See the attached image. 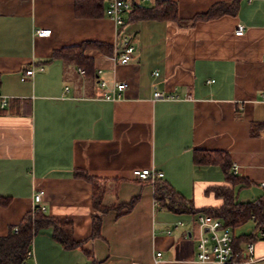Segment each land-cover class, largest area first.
I'll return each mask as SVG.
<instances>
[{
	"label": "crops",
	"instance_id": "obj_1",
	"mask_svg": "<svg viewBox=\"0 0 264 264\" xmlns=\"http://www.w3.org/2000/svg\"><path fill=\"white\" fill-rule=\"evenodd\" d=\"M171 1L179 22L127 25L123 35L135 47L130 61L87 49L94 75H86L52 59L53 51L99 42L124 52L113 20L77 18L75 0H0V236L21 223L42 191L45 213L71 221V237L80 243L65 248L54 228L44 227L28 264H153L157 253L160 264H202L199 216L161 208L152 182L134 175L163 172L161 180L196 208L219 207L222 201L206 190L227 185L222 168L196 165L195 149L228 152L234 174L244 178L235 186L245 193L239 201L264 195V0H239L236 13L195 25V15L233 0ZM238 25L243 35H236ZM38 29L51 34L38 36ZM39 66L44 70L22 80ZM124 82L119 99H106ZM156 91L165 98L154 99ZM77 169L107 179L104 204L126 210L134 203L128 213L105 215L97 235L92 185L75 176ZM252 222L236 235L251 233ZM256 255L264 256V240L256 241Z\"/></svg>",
	"mask_w": 264,
	"mask_h": 264
},
{
	"label": "trees",
	"instance_id": "obj_2",
	"mask_svg": "<svg viewBox=\"0 0 264 264\" xmlns=\"http://www.w3.org/2000/svg\"><path fill=\"white\" fill-rule=\"evenodd\" d=\"M106 9L105 0H75V16L77 18H99L106 14ZM238 9L239 0L216 4L206 13L195 15L191 20V25H195L201 20L218 17L224 13L234 14ZM124 19L125 23L119 28L118 35L123 34L127 25L143 20L180 21L178 5L171 0H157L151 5L136 4L130 1V8L125 13ZM87 49H100L107 54L113 53L110 45L99 42H83L80 45L63 47L53 51L52 59H63L65 62L83 69L86 75H94L93 61L85 56ZM193 161L196 165H218L222 168L227 185L211 186L206 190L208 195L212 193L222 201V204L214 208H196L193 200L184 197L169 183L156 179L152 184L154 186V197L158 205L176 213L202 215L209 220L221 221L224 228L231 230L237 247L242 242L259 240L257 238L258 230L264 226V195L252 201L242 202L238 200L235 186L243 183L244 178L234 174L230 156L226 151L195 149ZM74 174L77 178L84 179L92 185L94 235L99 234L102 219L105 215L115 211L118 213L117 216H120L128 213L133 207V202L127 205L126 210H123L121 205L110 206L103 203L106 178L90 175L81 169H77ZM250 221L255 222V227L251 233L236 235L237 229ZM71 225V221L50 217L41 210L28 213L19 224L18 232H14V227H12L6 236H0V264H23L27 252L32 248L34 237L42 228L47 226L54 228L53 237L60 241L65 248L77 247L80 243L72 239Z\"/></svg>",
	"mask_w": 264,
	"mask_h": 264
},
{
	"label": "built area",
	"instance_id": "obj_3",
	"mask_svg": "<svg viewBox=\"0 0 264 264\" xmlns=\"http://www.w3.org/2000/svg\"><path fill=\"white\" fill-rule=\"evenodd\" d=\"M130 8L129 0H110L108 7L106 9V15L113 20L116 25L117 30L125 23V13ZM38 36L46 37L51 34V29H38L36 31ZM119 33V32H118ZM244 33V26L238 25L236 30V35L240 36ZM121 37L122 42L126 44L124 52H121L118 44L114 46V59L122 64H127L131 59V54L134 52L135 47L128 42V38L124 35H118ZM37 71H43L44 66H39L37 69H28L22 80H26L27 76L34 75ZM101 70L98 71V74ZM99 85L106 87L105 81L100 80ZM127 83H116L106 95L108 100L119 99L123 92L127 89ZM154 99L165 98L160 92L156 91L153 95ZM8 101L6 97L1 100V108L7 105ZM261 135L264 137V130L261 131ZM233 172L236 173V167H233ZM134 175L143 181H151L152 183L156 179H161L164 177L163 172H158L155 169H143L135 170ZM260 186L264 189V182L260 183ZM37 210L43 212L46 211V207L43 204V192H37L34 195V204L32 211L34 213ZM200 224L202 235L199 242V251L197 254V260L202 264H252L258 260H264V256L259 258L256 255V241L250 240L246 243L244 249H236L234 238L232 232L228 228H224L222 222L219 220H209L208 218L200 215L198 218ZM19 225L14 226L13 231L18 232ZM204 230L209 234H205ZM257 238L259 240H264V226L258 230ZM34 257V253L31 250L27 252L26 260L23 264H28L29 260ZM162 262L161 254L157 253L154 258L153 264H160Z\"/></svg>",
	"mask_w": 264,
	"mask_h": 264
},
{
	"label": "rangeland",
	"instance_id": "obj_4",
	"mask_svg": "<svg viewBox=\"0 0 264 264\" xmlns=\"http://www.w3.org/2000/svg\"><path fill=\"white\" fill-rule=\"evenodd\" d=\"M239 192H241V194H240V198L239 199H241L242 197H243V195L245 194L244 193V191H242V190H238V192H237V195L239 194ZM253 222L251 221V222H248L246 225H245V227H244V229L247 231V230H249L251 227H253ZM243 229V228H242ZM240 230V229H239ZM239 230H237V232H240Z\"/></svg>",
	"mask_w": 264,
	"mask_h": 264
}]
</instances>
